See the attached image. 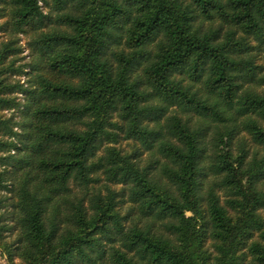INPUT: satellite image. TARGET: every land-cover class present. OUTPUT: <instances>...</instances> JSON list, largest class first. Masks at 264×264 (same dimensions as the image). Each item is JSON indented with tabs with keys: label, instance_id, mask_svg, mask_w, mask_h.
Masks as SVG:
<instances>
[{
	"label": "clouds",
	"instance_id": "1",
	"mask_svg": "<svg viewBox=\"0 0 264 264\" xmlns=\"http://www.w3.org/2000/svg\"><path fill=\"white\" fill-rule=\"evenodd\" d=\"M0 264H264V0H0Z\"/></svg>",
	"mask_w": 264,
	"mask_h": 264
},
{
	"label": "trees",
	"instance_id": "2",
	"mask_svg": "<svg viewBox=\"0 0 264 264\" xmlns=\"http://www.w3.org/2000/svg\"><path fill=\"white\" fill-rule=\"evenodd\" d=\"M210 2H211V0H198V3L200 4V6L202 8L206 7L207 4ZM113 11H115V9H113ZM26 15H27V13H26ZM183 23H185L183 18L173 17V19L169 22V27H171L172 25H175L176 26L175 31L179 34L182 31L181 25ZM146 29H147V26H146ZM137 39H139V36H137ZM88 43L92 44L95 47L100 46V42L97 40H90V41H88ZM180 48L184 49V51L187 50V45L184 43L183 40L180 43ZM182 55H183V52L178 49L177 55L175 57H173V60L180 59ZM171 62H173V61L172 60L168 61V63H171ZM72 67L77 68V67H79V65L73 64ZM217 67H218L217 79L218 80L223 79V71H224L223 65L219 64ZM116 86L118 87L119 85H116ZM107 87H108L109 92H111L113 89V85L111 83H109L107 85ZM128 96L129 97L132 96L131 91L128 92Z\"/></svg>",
	"mask_w": 264,
	"mask_h": 264
}]
</instances>
